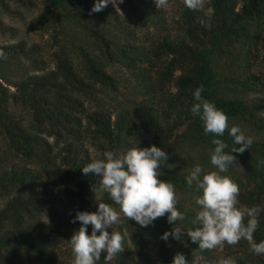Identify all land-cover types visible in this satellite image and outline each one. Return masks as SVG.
Wrapping results in <instances>:
<instances>
[{"label": "trees", "instance_id": "obj_1", "mask_svg": "<svg viewBox=\"0 0 264 264\" xmlns=\"http://www.w3.org/2000/svg\"><path fill=\"white\" fill-rule=\"evenodd\" d=\"M37 1L26 28L45 41L0 45L7 56L0 59V264H72L76 212H95L97 202L119 210L82 167L105 151L151 145L168 154L158 178L175 186L185 219L169 224L166 214L141 227L121 215L112 230L125 249L111 264H171L177 252L189 264L198 256L200 264L222 257L264 264L245 240L201 251L186 233L179 241L160 238L173 227L199 226L194 197L201 193L185 178L197 164L214 170L212 139L224 140L225 151L239 147L227 130L223 137L205 134L192 115L193 92L203 85L202 96L229 126L253 140L242 155L233 153L244 171L233 165L223 175L238 184L239 206L260 207L254 240L264 241V0H206L197 11L173 0L174 31L154 0H123L119 12L109 3L91 14L95 0ZM0 11L21 17L6 0ZM3 35L15 32L0 19Z\"/></svg>", "mask_w": 264, "mask_h": 264}, {"label": "clouds", "instance_id": "obj_2", "mask_svg": "<svg viewBox=\"0 0 264 264\" xmlns=\"http://www.w3.org/2000/svg\"><path fill=\"white\" fill-rule=\"evenodd\" d=\"M158 9L168 4V0H154ZM205 0H183L184 6L193 11L203 8ZM113 7L123 3V0H95L90 13L102 11L108 4ZM0 59L6 60L7 56L0 50ZM203 85L193 92L194 103L191 113L203 122L205 134L214 137H223L228 131L233 143L230 151L227 143L219 138H213L211 143L214 148L210 152V164L214 170L206 171L201 165H195L186 183L189 187L201 193L194 197V202L200 210L196 213V228L186 231L180 227H173L165 231L160 237L167 241L169 236L181 240L186 233L188 238L198 244L201 251L223 249L238 244L245 240L250 250L256 255H264V241L257 243L254 233L259 227V206H239V186L227 173L230 166H237L242 172L236 154H243L248 150L253 140L245 136L239 126H229L226 114L202 96ZM168 154L155 145L140 148L132 147L125 152L115 153L105 151L102 158L93 159L82 167V172L98 177L101 191L108 194L109 198L119 210L104 202H97L95 212L77 211L70 222L79 221L80 227L74 231L68 240L72 253V264H99L103 255L104 264H111L123 252L124 237L119 231H114L113 225L121 223V215L127 220H133L141 227L152 225L153 222L167 214V222L176 224L183 221L185 215L177 209L175 186L160 177L161 165L168 160ZM264 163V162H262ZM96 185L93 188H96ZM247 218V219H246ZM246 219V222H245ZM91 225V234L88 226ZM107 229H111V233ZM202 257H196L191 264H200ZM171 264H189L185 256L177 252ZM217 264H237L231 257L219 258Z\"/></svg>", "mask_w": 264, "mask_h": 264}, {"label": "rangeland", "instance_id": "obj_3", "mask_svg": "<svg viewBox=\"0 0 264 264\" xmlns=\"http://www.w3.org/2000/svg\"><path fill=\"white\" fill-rule=\"evenodd\" d=\"M6 2L8 6L12 10L18 12L21 15V17H18L15 14L6 15L0 11V19L3 22V24L13 28L15 32V36L13 35L14 36L13 38H10L7 35L0 36V45L16 43L19 40H22L26 42L27 44L35 43V44L41 45L45 41L46 37L40 36L37 32L28 31L26 28L27 24L31 21V19L36 15V13L39 10L40 5L38 1L37 0L35 1L33 0H30V1L29 0H6ZM113 8L117 12H119L117 9L118 8L117 6ZM159 10L165 14L168 30H171V31L176 30L178 11H177V4L175 3V1L173 0L169 1L165 7ZM147 34H149L147 37H141L144 40V42H146L147 39L150 38V32H148ZM260 56H264V52H261ZM46 60L49 62L47 57H46ZM19 115L22 118L21 119L22 124L26 125L28 123V118L26 114L22 112V113H19Z\"/></svg>", "mask_w": 264, "mask_h": 264}]
</instances>
